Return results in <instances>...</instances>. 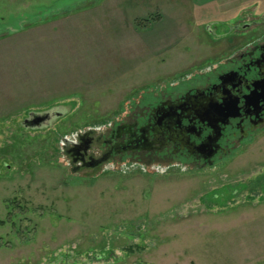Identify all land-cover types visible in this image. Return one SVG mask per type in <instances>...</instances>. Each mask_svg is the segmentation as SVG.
Returning a JSON list of instances; mask_svg holds the SVG:
<instances>
[{"label":"rangeland","instance_id":"obj_1","mask_svg":"<svg viewBox=\"0 0 264 264\" xmlns=\"http://www.w3.org/2000/svg\"><path fill=\"white\" fill-rule=\"evenodd\" d=\"M262 17L264 0H0V264H264V129L211 166L83 163L160 94L212 79ZM34 113L48 121L17 126Z\"/></svg>","mask_w":264,"mask_h":264},{"label":"flooded vegetation","instance_id":"obj_2","mask_svg":"<svg viewBox=\"0 0 264 264\" xmlns=\"http://www.w3.org/2000/svg\"><path fill=\"white\" fill-rule=\"evenodd\" d=\"M237 25V35L248 26L242 22L237 29ZM257 27H261L258 35L229 53L224 62L207 69H214L212 79L187 86L172 98L160 94L148 105L143 119L148 122V142L143 146L150 158L160 154L189 157L198 165L211 166L230 151L233 142L240 144L264 129V17ZM224 101L233 103L232 108L215 115L224 122L207 119L204 107Z\"/></svg>","mask_w":264,"mask_h":264},{"label":"trees","instance_id":"obj_3","mask_svg":"<svg viewBox=\"0 0 264 264\" xmlns=\"http://www.w3.org/2000/svg\"><path fill=\"white\" fill-rule=\"evenodd\" d=\"M135 121L138 122V120L133 119L131 122H121L114 125L107 135L103 136V144H106L107 150L101 155H89L88 158L84 159L82 151L85 144L88 142L86 133L81 134L78 143L67 148L66 153L73 159H79L81 161L84 159V166L91 167L95 166V164L97 165V163L100 165L103 160L114 153H122L123 151H145L146 148H144L143 145H146L145 142H148V122L141 120L135 125ZM17 126L19 128H25L23 125ZM263 177L264 175L258 176L256 180H254L253 185L250 184V190H254V187L257 186L256 184L264 179Z\"/></svg>","mask_w":264,"mask_h":264},{"label":"water","instance_id":"obj_4","mask_svg":"<svg viewBox=\"0 0 264 264\" xmlns=\"http://www.w3.org/2000/svg\"><path fill=\"white\" fill-rule=\"evenodd\" d=\"M233 107V103L230 102H222L221 104H216V103H209L204 107V113L206 114L207 119H212L215 124H217L219 121L224 122L221 118H215L216 114H222L223 110L230 109ZM229 113V112H228ZM227 115H230L228 114ZM226 116V114H225ZM49 114H32L30 118H26L23 120V126L28 127V126H34L38 125L39 123H45L48 121ZM227 117V116H226ZM160 120L158 121V123Z\"/></svg>","mask_w":264,"mask_h":264}]
</instances>
